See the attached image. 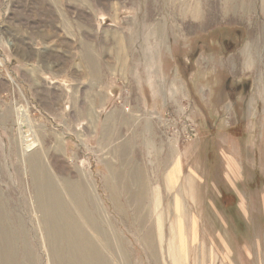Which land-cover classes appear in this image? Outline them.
Instances as JSON below:
<instances>
[{
	"label": "rangeland",
	"instance_id": "1",
	"mask_svg": "<svg viewBox=\"0 0 264 264\" xmlns=\"http://www.w3.org/2000/svg\"><path fill=\"white\" fill-rule=\"evenodd\" d=\"M231 1L235 16L222 13V0H0V264L53 260L21 154V110L36 130L29 143L41 146L33 151L37 161L89 231L75 241L92 239L111 264L121 255L124 264H172L177 202L186 208L181 264H264V58L253 50L255 65L246 66L248 49L264 43V0ZM178 3L199 4L201 15L171 19ZM61 12L85 24L75 27L72 44L57 25L67 19ZM58 30L60 39L51 38ZM80 180L107 217L96 220L79 184L96 229L64 191L66 182ZM144 187V203H134ZM158 197L166 212L163 241L155 226ZM151 227L154 257L141 239ZM107 232L122 241L118 255Z\"/></svg>",
	"mask_w": 264,
	"mask_h": 264
},
{
	"label": "bare ground",
	"instance_id": "2",
	"mask_svg": "<svg viewBox=\"0 0 264 264\" xmlns=\"http://www.w3.org/2000/svg\"><path fill=\"white\" fill-rule=\"evenodd\" d=\"M222 1H224V3L222 4L223 5L222 6V13L224 15H232L233 14L235 16L237 13L236 2H235V4H233L231 0H222ZM240 5H241V3H240ZM262 6L264 7L263 3H262ZM245 7H246V5H245V1H244L242 3V6L240 7L244 11V12L242 11L243 14H245ZM248 7H249V5H248ZM201 10H202V7H200L199 4H196L194 6L189 5V4L188 5L185 4V5H182V7L180 8V14L183 16L192 15L193 17H198L199 15H201ZM243 17H246V16H243ZM261 48H264V43L256 42L254 46H251L250 49H248V52L246 54L247 60L245 59L247 62V64H246L247 67H251V66L255 65V58H254L255 52L257 55H259V57L262 56L264 58V52L260 53ZM253 50L255 52H253ZM83 51H84V54L86 55L87 59L92 61V59H90V57H89L90 55H88V53L89 54L92 53L91 48H89V45L85 44L83 47ZM263 63H264V59L261 62V64H263ZM92 66L95 67L94 61L92 62ZM259 68H260V66H259ZM262 76H263V74L261 73V77ZM97 97H99V96H97ZM97 100H99V99H97ZM90 110H92V109L88 108L87 113L89 116L92 114V112ZM17 112L19 114L21 113V115H22V117H20L18 115L19 116L18 117V119H19V122H18L19 129L18 130L20 131L21 143L23 144L21 154L23 156H27L26 157L27 160L26 161L24 160V161L26 162V166L28 167L27 169L30 172V177H31V182H32L33 192H34L35 209L38 212V215L40 216L39 225L41 227V230H43L45 233V240L49 244V250L51 252L50 254L52 255V259H53L52 264H111L110 260L101 253L100 249H98L96 245H94L92 243V241H93L92 239H91L92 241L90 239L84 240L85 244L79 243L81 238H78V240L76 239V241H75V238L81 237V235L84 236L88 229H86V232L84 230V232H85V234H84L82 231L83 230L82 226H80L81 221L79 223V220L81 219L80 216H79V218H80L79 220H78V218H76V217H78L77 214H76L77 216H75V217L73 216L74 211L71 212L70 208L67 206V203L63 199V194H61L62 192L60 191L61 187L59 188L56 185V182H54L52 173L49 171V169L43 163V159L41 160L42 162L37 161L36 157H37L38 152L35 153L33 151L34 150L36 151V148L41 147V146H39L38 143L37 144H34L33 142L29 143V141L31 140L29 138L30 135L35 134L34 131L36 132V130H33V128H34V127H32L33 122H32V119L30 118L29 114H27V112L25 110H21L20 112L19 111H17ZM27 128H29L28 133L25 132V130H27ZM107 134H108V131H107V133H105V135H107ZM57 142H58V144H56V146L58 145L57 148H60L62 145H61L60 141L57 140ZM174 151H176V150H174ZM35 160H36V162H35ZM178 164H179V161L174 162V164L171 167V171L167 174L166 180L168 182H167V184H164V185H168V187H169L171 183H174V182H169V181L176 180L179 169L181 167ZM82 181L76 182V184H75V182H66V185L64 188V191L66 192V194L70 196L71 203L76 207V212L78 211L80 213L83 221L85 223H88L92 229H93V227L96 226L95 225L96 222L95 223L93 222L95 220L94 219L95 216L92 214V212H89L90 209L84 210L85 209L83 207L84 204L82 205V202H81L82 200L80 199L81 197L79 195V190H78V185L80 184V186H82V192H83L85 198H87L86 199L87 205L90 206L92 211L93 210H94V212L96 211V213H98V215H99V216H97L96 220L101 222V224L102 223H108L107 219H106L107 217L102 212V208L100 206L102 204L99 201V199L97 198V195L95 196L93 191L91 193H89L90 187L89 186L87 187L86 184L84 183L86 180L84 182H82ZM127 184H129V183H127ZM139 185H141V184H139ZM114 186H116V183ZM117 186H119V185L117 184ZM165 188H166V186H165ZM118 189H119V187L117 188V190ZM171 189H172V187H171ZM179 189H180V186H179ZM115 194H116V192L112 191V197L113 198H111V199L113 201L115 200L114 203H116V205H117L118 201L116 200ZM132 196H133L132 197L133 200L130 197L129 198L134 203L138 202V204L142 205L144 203V199H145V187L139 193L134 194ZM179 196H181V195H179ZM119 204H120V202H119ZM131 204H132V202H131ZM156 204H157L156 205L157 216H156V225L155 226L158 227L159 241H161V240L163 241L164 236H162V233H160V231L164 232V221H165V217H166V212L164 209L159 208V206L161 205L160 198L156 202ZM175 205H176V207H175V209H176V221L171 222V224L169 226L170 239H169V243H168V255L171 259L172 264H181L182 261L180 262L179 257L181 256V259L184 257V253H185L184 239L186 237L185 233L187 231L186 223L183 222V220L186 219V208L184 205H182L181 203H178V202ZM137 209H140V207L139 208L137 207ZM134 212H135V210H134ZM1 213L4 214L3 211L0 210V221L2 220V214ZM3 220L7 221V218L3 217ZM142 221L143 220H141V222H139V225L141 228H143L145 225L143 223H146V222L142 223ZM145 227H147V226H145ZM86 228H88V227H86ZM97 228H98V226H97ZM95 229H96V227H95ZM101 230H102V228H101ZM8 231H9V229L7 230V232ZM88 235H90V234H88ZM4 236H5V233H4ZM85 237H86V235H85ZM105 237L108 240H110V245L113 246V250H115L117 255H118L119 248L122 245V241H121V239H119L118 234H116L114 232L113 233L110 232V233L106 234ZM8 238L9 237H7L6 242L9 244L10 240ZM103 239H105V238H103ZM141 239H142L143 243L147 246V248H148L147 250H149V252H152V255L154 257L155 245H154L153 241L155 240V237H154V233H153V227H151V229H149L144 234V236L142 235ZM100 242L101 241L99 239V243ZM63 243L65 244V246H63ZM103 247H104V249H107V247H105V245ZM117 261L120 264H124L126 262L125 257L123 255L119 256L118 258L116 257L115 263H117Z\"/></svg>",
	"mask_w": 264,
	"mask_h": 264
},
{
	"label": "crops",
	"instance_id": "3",
	"mask_svg": "<svg viewBox=\"0 0 264 264\" xmlns=\"http://www.w3.org/2000/svg\"><path fill=\"white\" fill-rule=\"evenodd\" d=\"M178 5L181 7V3H178ZM179 8V7H178ZM177 9V8H176ZM61 10V9H60ZM179 11H178V13H176V15L174 16H172V18L171 19H173V20H175V21H177L179 18H182V19H186V18H188V17H184L183 15H181L180 14V8L178 9ZM62 13V15L65 17V14L66 13H63V12H61ZM67 15V19H65V21L64 22H62V23H57V25H58V27H60V26H64V30L67 32V34H69V40H68V44H72L71 42H73V40H75V38H73L75 35H76V31H75V27H77L78 25H80V27H84L85 26V24L83 25V23L81 22V21H78L77 19H72L71 17H69L68 16V14H66ZM178 15H180L181 17H178ZM173 20H171V22L169 21V20H167V21H169V23L170 24H172V25H178V22H176V23H174L173 22ZM167 21L165 22V26H166V24H167ZM52 25H55V23H52ZM160 25V24H159ZM167 26H169V25H167ZM68 28H69V31H68ZM43 31L44 30H42L41 32H40V34H42L43 33ZM83 30H80V32H82ZM59 32V33H58ZM32 34H34V33H31V35ZM82 35V34H81ZM54 36H57V37H59V39H60V30H58L57 32H56V34L55 33H52V36H51V38L52 37H54ZM149 40H150V37L148 38ZM154 39V38H153ZM82 43H84V42H82ZM81 44V43H80ZM80 54L82 55V49H81V51H80ZM58 65H59V62H58ZM69 65V64H68ZM59 66H61V65H59ZM69 67H72V65L70 64L69 65ZM58 72H60V71H58Z\"/></svg>",
	"mask_w": 264,
	"mask_h": 264
}]
</instances>
